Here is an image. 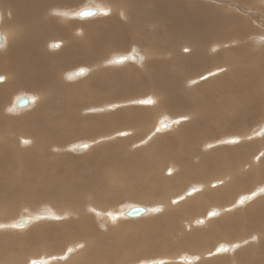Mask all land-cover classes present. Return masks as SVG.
I'll return each instance as SVG.
<instances>
[{
    "label": "bare ground",
    "instance_id": "6f19581e",
    "mask_svg": "<svg viewBox=\"0 0 264 264\" xmlns=\"http://www.w3.org/2000/svg\"><path fill=\"white\" fill-rule=\"evenodd\" d=\"M69 1L71 0H20V5H16L14 0H0V9L6 10L7 7L9 13H11V23H20L19 30H22L25 34L22 38L13 39L11 33L0 24L2 37L0 48L9 38V35L12 38L6 49H0V77H3L0 84V107L3 111L0 113V151L8 148L20 151L19 147L22 144L30 142H32V147H38L36 142L40 140L41 136H47L45 143L43 145L40 143L42 150L44 148L43 152L55 151L56 153L52 155L66 150L68 146H62L59 143L63 144L66 140L73 139V136L78 139L84 136L93 137L92 143L82 142L76 146L77 150H86L90 148L91 144H98L101 140L114 139V137L119 139L121 135L127 136V138L119 139L113 146L111 145L114 141L110 143V146L107 144H105L107 146L98 145L99 148L95 154L89 153L82 156L83 159L89 156H103L106 151L111 149L113 151L111 154L113 161L110 173L107 175L83 174L67 189L57 187L50 177L38 174L32 166H16L12 160L2 163V157H0V230L9 227L12 222V216L10 215L18 208V205L13 204L11 200L4 202L3 186L19 184V179L24 174L25 183L36 178L46 181L42 189L45 196H35L31 203L50 200L59 210L58 214H60L55 215L51 206L45 205L43 215L49 214L52 217L58 216L64 219L67 217L66 209L68 208L66 207L71 206L72 217L69 220L54 222L41 227L37 226L34 229V235L30 233L27 237H23L26 238L24 240L26 243L36 242L37 247L35 250L33 249V252H47L49 248L44 242L49 237H53L55 243L52 245L56 248L60 244L59 242L56 243L58 237L60 235L65 236L68 240L67 243L72 245L71 250H77L76 255L69 261L66 259L67 263H62L68 252L63 255L61 253L66 252V249L65 251L61 249L57 252H51V255L49 254L50 258H55L52 256H55V254L59 258L51 260V263L54 261L55 264H137L140 260H143L140 263L142 264L147 258L159 255L161 256L160 259H148L143 264H180L182 259L188 264L195 262H198L195 264H264V199L254 201L256 198L255 193L242 195L238 202L239 204L245 203L244 208L235 209L234 212H231V210L238 205V202L234 205V202L229 200L235 188L241 186L240 188L245 189V187L251 186L247 184H252L255 176L260 181H264V137L256 143L254 141L251 144L244 142L241 145L224 146L221 147L222 149H219L220 147L211 149L212 146L218 143L208 144L210 142L208 140L212 137L216 140L221 136L220 134L223 133H220L221 129L229 132L227 134L229 136L238 131H244L240 137H233L232 139H229L231 138L229 137L227 140L230 144L248 140L249 137L253 136V131L248 130L250 124L254 123L253 114H246L243 111L249 107L252 112L255 107L254 104L259 102L264 107V101L261 102L260 97L257 101L259 88H246L245 62L241 60L242 55L244 56L247 53L244 52L247 43L243 42L245 38L239 34L238 27H242L243 34L250 33L251 28L246 22L240 20L241 18L237 19V25H235L236 15L232 14V11H225L222 6L209 8L206 2H196L191 5L189 0H110L114 12L115 9L116 12L120 10L121 16L126 14L130 19L125 22L126 25L124 23L122 27L117 20L118 18L110 17V14H107L108 17H98L100 19L83 22L82 25L72 27L71 17L73 12L61 14L52 7L55 3H61L67 8ZM88 1L94 2L93 0ZM227 1L234 3L237 8L238 3L242 4L238 0ZM257 1L264 3V0ZM101 6L85 7L96 10V14L93 16L80 17L78 13L83 8L77 11L74 16L78 17L79 20H83L91 19L100 14L102 16L103 12H111V7L102 8ZM50 7L53 8L51 11L49 10ZM228 7L226 6V8ZM45 11L49 14L59 13L64 16L65 21L64 19L55 20V18L47 20L49 14L44 16ZM115 15L117 16V13ZM248 16L254 18L258 29H264V22L259 18L257 19V13L248 12ZM114 22L118 23L119 35L111 32ZM146 22H151L153 25L150 27ZM99 25L100 27H98ZM129 25L132 26L129 27ZM127 28L141 30V33L133 35V38H139L144 44L145 63L143 66L141 65L144 70L143 73L149 75L152 68L163 70L165 67L173 68L174 72H170V69L164 73L151 72V79L149 78V80L145 79L143 73L137 72L134 78L140 80L139 85L137 82L131 83L132 80H135L132 79L133 75L129 69L123 70L126 76L123 75L124 77L122 76L121 79L119 71H116L118 74L105 71H99L100 73H98L96 67L98 69L102 66L100 63L103 59L102 54L105 51L104 48L96 50L98 43L101 42V38L98 37L110 32L111 37L108 39L106 46L114 44L115 47H121L129 40V36L126 35ZM74 29H76L77 35L71 36ZM157 30L160 31L156 32ZM55 39H60V41H55L52 46L56 49L59 48L56 45L60 47L62 45L63 48L47 53L43 46H47ZM90 39H93L91 44L93 49L85 51L86 44ZM135 39H133V42ZM78 45L81 46L78 47ZM263 46L262 48H264ZM227 47L234 49L224 50ZM239 50L242 51L238 52ZM130 52L115 56L111 59V63L123 65L136 61L137 49L133 48ZM248 53L250 54V51ZM119 56H126L127 58L125 61L115 62V59ZM82 57H85V59L90 57L94 60L95 63H91L90 69L94 72L92 77H94L98 87L112 88V91L106 93L104 91L100 93L90 92L87 89L93 87L88 86V81L85 83L86 86L79 84L77 92L72 90L74 99L71 100V106H67L65 110L58 112L56 110L58 100L60 97L67 95L69 88H71V84L64 83L67 78L65 70L71 67L72 61H78ZM46 60H49V62L47 63ZM206 60H215L221 64L214 69L217 70V73L222 68L224 74H229L230 77L235 78L231 88H229L230 90L224 91V88H220L223 77L213 75L215 71L210 70L209 72H213L199 75L198 80H196V82L207 80V83L190 85L191 87L187 89L191 91L186 94L188 90L185 88L188 83L184 81L185 76L193 71L195 73L192 77L196 76L195 70H199ZM249 61L247 58L246 62L249 63ZM6 62L7 65H5ZM177 62L180 63L178 71L175 67ZM75 73L84 75L88 73V70L87 68H81L76 70ZM112 76L117 80L118 89L111 84ZM117 77L119 78L117 79ZM261 78H264V76ZM106 82L107 84H104ZM127 83L129 86H127ZM113 84H116V81H113ZM22 86H26L34 96H26L30 102L24 107L16 105V101L22 96L17 97L14 101L15 110H26L31 105L34 107L19 117H9L10 115L7 116L4 111L9 110L7 106L12 100L8 103L5 102L11 98L8 97L9 93L15 89H22L20 88ZM142 87H150L149 95H152V97L147 98V95L146 98L138 100V103L143 106L141 109L129 107V103H132L129 99L131 93L126 94V101L110 104L117 93H120V88L126 90L134 88L138 93L145 91ZM79 88H87L86 90L82 89L86 95L85 98L80 97L82 91ZM209 90L224 92L211 95L207 94ZM259 96L264 97L261 93H259ZM7 97L9 99L6 101ZM97 99H100V103L95 101ZM147 100H152L154 103H144ZM106 103L107 106H103ZM261 104H257L256 108ZM150 105L152 108L160 109L158 110L160 114L157 117L170 111L169 115L178 117L181 115L180 113H184L187 118L183 120L184 123L180 126L178 132L173 133L170 137L162 138L163 135H160V133L163 131L160 130L168 131L172 128L174 121L161 118L154 126V128L156 127L155 131H152L149 128L151 113L153 112L149 107ZM118 108L120 109L117 110ZM92 112L100 115H90ZM183 116L185 117V115ZM66 118L71 126L68 131H62L61 124ZM109 120H113L115 123L111 124ZM162 122L167 123V127L164 129L160 128ZM98 123L104 129L94 130V125ZM124 123L131 124V129H121L118 132L115 131L116 133L111 131L114 126H122ZM16 125L17 128H15ZM5 128L8 130L6 131ZM32 129L35 130L34 133H32ZM262 129L264 130V125ZM156 134L159 135L156 136ZM218 140H222V138ZM25 141H28V143H25ZM136 141L137 143H134ZM138 142L139 145L150 142L148 149L138 152L131 151V144L133 143V146H135L138 145ZM21 158H24V153L21 154ZM146 158H149V160ZM24 161L27 162V159ZM166 162L169 165L164 167ZM167 168H170V170ZM174 168L176 169V174L173 175L174 178L166 180L160 177L164 169L171 172ZM18 170V173H14ZM192 175L200 176L196 181H201L202 184L187 189L179 198L173 199V202L172 199H170V202L167 201L166 204H169V207L167 206L164 215L149 220L128 222L125 225L123 223V227L110 229V232L92 228L94 214L98 215L99 218H103V225L106 226L107 221L117 222L122 216H126L130 220L141 219V217L149 214L150 211L153 212L159 209V207L149 205L148 207L142 204L129 206L122 210V213L109 211L124 201L123 199L137 202L153 200L157 204L164 203L170 193L179 189L182 191L186 184L194 179ZM215 180L220 181L214 182ZM212 184H215V188L211 187ZM52 186L56 187V190H52ZM243 197L247 198L241 202ZM22 199L29 202L31 197L24 195ZM252 200L254 202L247 206L248 202ZM181 201L183 202L180 203ZM103 202L113 203V205L106 206ZM225 204H227L225 215L220 219L211 221V217L217 216L218 211L210 212L209 210L199 220V223L200 221H206L207 231L204 229L199 230L197 227L192 229L195 226L194 221H192V215L195 212L199 213L206 205H209V209L213 207L222 209ZM27 205L29 204L24 205V209L27 208ZM138 206L147 208L146 213L135 218L127 216L126 212L130 208ZM12 208L14 211L10 213L9 211ZM26 212L30 213L29 210H26ZM212 213H215V215H212ZM39 217L41 215L27 216L21 219L28 220L23 226H20V220L13 221L12 227L26 229L29 225H33ZM138 229L154 232L150 236L147 233L142 232L144 233L142 234L139 232L131 239H129L130 236L125 234ZM5 236V234H0V264H19L24 261L23 259H20V261V257L15 254L18 251H16L15 242L5 244L6 239L3 238ZM226 239H229L227 240L228 243L220 244L215 248V251L213 245ZM12 241L15 240L12 239ZM42 244L43 247L41 248ZM244 244L247 245L235 253L232 256L233 258H226L229 252ZM60 246L62 248L63 245L60 244ZM184 248L192 253H198L199 257H182L181 249ZM216 254H221L222 257L217 260L210 259L212 255ZM35 262L43 264L42 260Z\"/></svg>",
    "mask_w": 264,
    "mask_h": 264
},
{
    "label": "rangeland",
    "instance_id": "374dc122",
    "mask_svg": "<svg viewBox=\"0 0 264 264\" xmlns=\"http://www.w3.org/2000/svg\"><path fill=\"white\" fill-rule=\"evenodd\" d=\"M10 1H12V0H10ZM58 1H61V0H58ZM87 1L88 0H71V1L68 2L69 3L68 7L70 9L68 7L66 8L61 3H55L52 7H54L55 10L60 12L61 14L73 12V14H72L73 16L71 17L72 27L73 26L77 27L79 25H82L83 22L86 23V22H90V21H93V20H96V19H100L98 17H108L109 14H110L109 15L110 17L113 16L116 19L118 18L117 20H118V22L120 23V25L122 27L124 26V23L126 21L130 20L127 17L126 14H124V15L122 14V16H121V14L119 12L120 10H118L116 12V9H115V12H114L113 8L111 7L112 3H110L111 2L110 0H93L94 2H90V1L87 2ZM189 1H190L191 5H193V3H196V2L197 3H202V2L205 3L206 2V3H208L207 7H209V8H212L213 6H216V7L217 6H220V7L222 6V8L224 7L223 9H225V11H228V10L230 12L232 11L231 13L236 15L235 16V25H237L236 24L237 19L241 18L240 20L246 22L248 24V26L252 29V30L251 29L249 30L250 33L243 34L242 33V30H243L242 27H238L239 34H241V36L245 38L243 42L248 44V45L246 44V46L244 48L245 49L244 52L246 51L247 53L246 52L245 53L247 55L242 52L245 55L244 56L242 55L241 60H243L245 62L244 63L245 64L244 65V70H245L244 72H245V74L247 76V87L246 88H259L258 89L259 91H258V94H257V101H258L259 97L261 98V102L264 101V97L262 98L261 96H259V93H261V95H264L263 94L264 93V91H263L264 90V78H261V77L264 76V56H263L264 55V48H262V46L264 45L263 44L264 43V41H263L264 40V35H262V34H264V29H261V28L258 29L256 24H255L254 18L248 16V12L249 13H257L258 14L257 19L259 18V20L264 22V15H263L264 14V7H263L264 3L263 2L259 3V1H257V0H238V1L242 2V4H240V3L237 4L236 3L237 6H238V8H237V7H235L234 3L230 2V1H227V0H189ZM14 2H15L16 5H20V0H14ZM91 6H101L102 8L111 7V12L110 13L109 12L108 13H104L103 12L102 16L100 14L99 16H95V17H93L91 19L89 18V19H83V20H79L78 17L74 16V14L77 11H79L80 9L85 8V7H91ZM226 6L227 7L228 6L229 7L232 6V7L226 8ZM240 6H243V7H240ZM52 7H50V9H49L50 11L53 9ZM261 10H262V12H261ZM115 13H117L118 17L115 15ZM48 14L49 13L47 11L44 12V16H46ZM52 14H49L46 19L47 20L53 19V18H55V20L56 19H59V20L64 19V16H61L59 13H57V14L54 13L53 15ZM259 14H261V15H259ZM50 15L53 16V17H51ZM105 15H107V16H105ZM119 15H120V17H119ZM56 16H58V17H56ZM10 17H11V13H9V10L7 9V7H6V10L0 9V24H2V26H4V28H6L9 33H11L10 35L12 36V38L13 39H18V38H22L23 36H25L24 32L22 30L21 31L19 30V28H20L19 24L20 23L12 24L11 21H10ZM121 18H124V19L121 20ZM64 21H65V19H64ZM73 23H74V25H73ZM146 23L149 24L150 27H151V25H153V24H151V22H146ZM125 25H126V23H125ZM131 26L132 25H129V27H131ZM98 27H100V25ZM17 28H18V30H17ZM255 29H257V30H255ZM158 31H160V30H157L156 32H158ZM251 31H252V33H251ZM111 32H115L116 34L118 33L117 35H119L120 30L118 29V23L117 22H114L112 24ZM261 32H263V33H261ZM140 33H141V30L138 29V28H127L126 35L129 36L128 37L129 40H128V42L124 43L121 47H115V46H113L114 44L111 45V46H110V44H109V46L108 45L106 46V44L108 42V39L111 37L110 32H106V35H104V36L101 35L100 37H98V38H101V42L98 43L96 50L104 48L105 51L102 54L103 55V57H102L103 59H102V61L100 63V64H102V66L101 67L98 66L99 67L98 69L96 67V71L98 73H100L99 71H105V72H111V73H114V72L117 73L116 71H119V73H121L120 74L121 76H119L120 79L122 78L123 75L126 76V74L123 72V70H125V69L131 70V73L133 75L132 79L135 77L137 72L143 73L144 70H143V68H141V65L143 66L144 63H145V59H144V54H145L144 44H143V42L141 40H139V38H137V37H136V39L133 38V35H138ZM10 35H9V38H7L6 42L3 44V46L0 48L1 50L6 49L8 47V45L10 43V40L12 39ZM76 35H77L76 29L72 30L71 36H76ZM252 38H253V40H252ZM133 39H135L134 42H133ZM92 40L93 39H90L88 41V44H86L85 51H88V49H93V46L91 45L92 44ZM55 41H60V39H55V40L51 41L47 46H43V48L45 49V51L47 53H52L53 51H56L59 48H63V46L61 45V47L59 46V48L55 49L52 46ZM255 42H256V44H255ZM257 42H258V44H257ZM80 46L81 45H78V47H80ZM133 48L137 49L136 57H135L136 61H134V62L131 61V62L123 64V65H114V64L111 63V59L112 58H114L117 55L131 53L130 51ZM229 49H234V48L227 47L224 50H229ZM240 51H242V50H239L238 52H240ZM249 51H250V54L248 53ZM2 53H4V52H2ZM137 53H138V55H137ZM249 57H250V59H249ZM86 58H88V59H85V57H82L81 59L79 58L78 61L77 60L76 61H72L71 64H70L71 67L67 68L65 70L66 73H67V75H66L67 78H66V81H64V83L65 84H71V88H69V92H68L67 95L60 97V99L58 100V103L56 105L57 108H58V109L56 108V110H58V112L65 110V108L67 106H71V100L74 99L72 90L77 92V86L79 84L82 85V86H86L87 84H85V83L88 81L89 82L88 86L93 87V88H88V89L87 88H79L80 91H82V89L83 90L87 89L90 92H98V93H100L102 91H104L105 93L108 92V91H112L111 90L112 88H100V87H98L97 82L94 80V77H92L94 72L90 69V65H91V63L94 62V60L90 59V57H86ZM247 58H248V61L251 60V61H249V63L246 62ZM46 61H47V63L49 62V60H46ZM84 63H86L87 65L84 64ZM5 65H7V62L5 63ZM96 65H98V64H96ZM179 65H180L179 62H177L175 64V67H176L177 71H178V68L180 67ZM220 65L221 64L217 63L215 60H213V61L212 60H206L204 62V65L202 67H200L199 70H195L196 73H197L196 76L192 77L193 74L195 73L194 71L188 73L185 76L186 78L184 79V81H187V83H188V84H186V88L185 89L190 88L191 87L190 85H194L195 86V85H200V84H203V83H207L206 82L207 80H204V81L201 80L199 82H196V80H198L199 75L207 74V72L208 73H212L213 71L212 72H209V71L210 70H214L216 67H218ZM81 68H87L88 73L84 74V75H82V74L77 75L75 73V71L78 70V69H81ZM168 69H170V72H174V69L170 68V67H165L163 70H159L157 68H152V70L149 71L150 72L149 73L150 77H148L149 76L148 73H143V76L145 77V79L149 80V78L151 79V72L152 73H157V72L164 73V72H168ZM214 71H215V74H213V75H215V76L219 75V77H221V78L223 77L221 82H220V88H224L225 89L224 91L230 90L229 88H231V85H232V83H233L235 78L230 77L229 74H224L225 72H224V69H222V68H220V71L218 73H217V70H214ZM82 76H85V77H82ZM187 76H189V77H187ZM119 77H117V79ZM111 80H112L111 84L115 88H117L118 84H117L116 78H114L112 76ZM134 80L135 81L132 80L131 83L134 84V83L137 82V84L139 85L140 80H136V78H134ZM113 81H116V84H113ZM0 84H1V80H0ZM104 84H107V82L104 83ZM127 86H129L128 83H127ZM150 87H147V88L146 87H142V88H144L145 91L138 92V93H137V90L134 89V88H129V90H126L125 88H120V93H117L116 97L112 100V102L110 104L126 101L127 100L126 99V94L127 93H131L132 95L129 96V99L132 101V103H129L130 104L129 107L136 108V109H141L143 106H141L138 103V100H140L142 98H146L147 95H148L147 98L152 97V95H149L150 94L149 92L151 91ZM20 88H22V89H15L11 93H9L8 97L9 98L11 97V98L9 99L7 97L6 101L8 99L9 100L7 102H5V103H8V102H10L12 100L13 104H12V101H11V103H9L10 105L8 104L7 109H15L14 108V101L19 96H31V97L34 96L33 93L31 91H29L26 86H22ZM138 88H139V86H138ZM235 88H238V87H235ZM187 90L188 91L186 92V94H188L191 91L189 89H187ZM224 91L215 90V92H213L212 90H209L207 94L217 95V92H224ZM154 92H156V91L154 90ZM70 93H72V94H70ZM85 96L86 95L82 91L81 94H80V97L85 98ZM75 99H76V97H75ZM69 100H70V102H69ZM95 101L100 103V99H97ZM257 104H261V103L260 102L259 103H255L254 104L255 107L253 108L252 112H251V109H249V107L246 108L245 111H243V113H246V114L247 113L248 114H253V122L254 123H251L250 126L248 127L249 131H253V136L249 137L248 140H241L239 143L230 144L228 142V140H227L229 137H231L229 139H232L233 137H240V135L242 133H244V131H238L237 133H234V134L229 136V135H227L229 132H226L225 130L221 129L220 133L221 132H223V133L220 134L221 136H219L218 139L222 138V140L216 139L217 140L216 141L215 139H213V137L210 140H208V141H210V142H208V144H211V143L212 144H216V143H218V144L212 146L211 149L212 148L215 149L214 147H216V149L219 148V147H220L219 149H222L221 147H224V146L241 145L244 142H247L248 144H251V143H254V142L256 143V142L260 141V139L264 137V130L262 129V127L264 125V107H263V104H261L258 108H256ZM249 105L250 104L248 103V106ZM103 106H107V103L104 104ZM33 107L34 106L31 105V106L28 107L29 109L25 108L26 110H15L14 112H10L9 110L8 111L5 110L4 112H5V114H7V116L10 115L9 117L15 118V117H19L20 115H23L24 113L32 110ZM149 107H151V105ZM119 109L120 108H118L117 110H119ZM150 109H152L153 112L155 111L154 113L153 112L151 113V120H150V123H149V126H150L149 128L152 129V131H155L156 127L154 128V126L157 124V122L161 118L162 119L167 118L169 120H173L174 121V124L172 125V129L171 130L170 129L168 131L160 130V131H163L162 133H160V135H163L162 138L170 137L173 133L178 132L180 126L184 123L183 120H186L185 119L186 114H184V113H180L181 115H179L177 117V116L169 115L170 111H168L165 115L157 117V115L160 114V112L158 111L160 109L157 110L156 107H153V108L151 107ZM1 112H3V111H2V108L0 107V113ZM12 115H14V116H12ZM90 115L98 116L100 114L92 112V113H90ZM183 115H185V117ZM178 118H181L182 120L178 119ZM109 121L111 122V124L115 123L113 120H109ZM17 125L15 126V128H17ZM61 125H62L61 126V130L62 131H68L69 127L71 126L70 124H68L67 118L64 119V122ZM101 129H104V128H103V126L100 123L94 125V130L100 131ZM121 129L122 130L123 129H131V124L124 123V125H122V126L121 125L114 126L111 129V131H114L113 133H116V132H118ZM5 130H6V128H5ZM34 132H35V130L32 129V133H34ZM152 133H155V132H152ZM16 135H18V134H16ZM141 135H143V134H141ZM158 135L159 134H156V136H158ZM94 136L96 137L97 135H94ZM46 138H47V136L46 137H42L41 136L40 140L38 142H36V144L38 145L39 148L38 147H32L31 146L32 142H30L28 144H22V146H20V147L18 146L21 149L20 150L21 152L18 151V149L13 150L12 148H8L6 150L0 151V157H2V163H6L9 160H12L16 164V166H24V167L25 166L26 167L32 166L34 168V170L38 174H42L44 176L50 177L52 179V182L55 183L57 187H59V188L62 187V188H66L67 189L71 185H73L72 183L75 182L83 174L89 173V174H97V175H107L108 173H110V171L112 169L111 168V164H112V161H113V159L111 157V154H112L113 151L111 149L106 151V153L103 156H89V157L84 158V159L82 158V156L85 155V154H89V153H92V155L95 154L98 151V148H99L98 145H101V146H107L108 145V146H110V143L114 141L113 144L111 145V146H113V145H115L117 143V141L119 139H125V138H127V136L121 135V136H119V139H118V137H114V139L110 138V139H107V140H101V142L98 143V144H94V145L91 144L90 148H88L86 150H77L76 146L79 145L82 142H91L93 137L92 136H90V137L84 136V137H81L80 139H78V138H75L73 136V139L70 138V139L66 140V142L68 144L66 142L63 143V144L59 143L62 146H68V147H67L66 150H64L61 153H58L56 155H52V154L56 153L55 151H49L48 153L43 152L44 148L42 150L41 144L43 145L45 143ZM139 142H138V145H135V146H133V143H132L131 144L132 147L130 146V150L138 152V151H143L145 149H148L147 147L149 146L150 142H147L145 144H140V145H139ZM221 142H223V143H221ZM134 143H137V141L134 142ZM105 144H107V145H105ZM96 146H98V147H96ZM29 147H32V148H29ZM26 149H28V150H26ZM209 149H210V147H209ZM8 150H11V151H8ZM22 153H24V158L23 159L21 158V154ZM254 153H256V151H254ZM50 158H52L54 160H51ZM26 159H27V162L24 161ZM146 159L149 160V158H146ZM97 162H98V164L96 165ZM167 165H169V164L166 162L164 167L167 166ZM167 169L170 170V168H167ZM168 170L164 169L163 170L164 172H162L161 174L160 173H158V174H160L161 178H164L166 180L174 178L173 175L176 174V172H175L176 169L174 168L171 172L168 171ZM173 171H174V173H173ZM18 172H19V170L18 171H14V173H18ZM179 174H181V173H179ZM185 174H188V173H185ZM192 176H193L194 179L190 180L189 183L186 184L185 188L182 189V191H181V189H179L176 192L170 193L168 195V197L166 198V202H164V203L157 204L153 200H149L148 202H143V201L137 202V201H129V200L123 199L124 201L119 203L118 206H116L115 208H113L109 212L122 213L121 211L124 210L125 208H128L129 206L142 205V204H144L145 206L149 205L151 207H153V206L159 207L158 211H156L157 209L155 211H153V212L150 211L149 214H147V215L141 217V219H137V220H130L126 216H124V217L122 216V218L119 219V221H117L118 223L117 222H108L107 221V226L103 225L104 224L102 222V220H104L103 218H99L98 215L93 213L95 218L92 220V228L95 229V230L99 229L101 231L103 230L104 232H106V231H109L110 229H113V228L123 227V223L125 225L128 222L129 223H133V222H136V221L149 220V219L157 218V217H160L161 215H164V213H165V211L167 209V206L169 207V204H166L167 201L170 202V199H172V202H173V199L179 198L182 195V193L185 192L187 189L193 188V186L196 187V185L199 186L200 184H202L201 181H196L197 178L200 177V176H197V177L195 175H192ZM217 181H220V180H217ZM217 181L215 180L214 182H217ZM45 182L46 181H44V180L36 178V179H33V180L30 179V182L25 183V175L22 174V177L19 179V184H16V185L9 184V185H4L3 186L2 194H3L4 202H7L8 200H11L13 202V204H17L18 205L17 206L18 208H17V210H15V212H13L14 211L13 208L9 211L10 213L13 212L10 215V216H12L11 217L12 222L13 221L17 222L18 220L24 219L27 216H40L41 215V217H39L35 221L37 223L34 222L33 225L31 224L32 226L29 225L26 229H15L14 227H12V222H11L9 227H4L3 229L0 230V234H3V235L5 234L6 235L5 237H3L4 240L6 239L5 240V244H7V243L10 244L12 242L16 243L15 248H16V251L18 250L19 252L17 251V253H15V254L20 257L19 260L20 259L24 260V261L21 262L22 264L23 263L26 264L27 262H28L27 264H30L31 262L33 263V261H37V260H42L43 264H55L54 261H53V263H51V260L57 259L58 257L55 254V256L52 255L55 258H50L51 257L50 253L51 252H57V251H59L61 249H63L64 251L66 249V252L61 253V255L66 254L68 252L66 254V258L64 260H62L63 261L62 263H67L66 259H67V261L71 260V258L74 255H76L75 253H77V250L76 251L75 250H71L72 245L71 244L69 245V243H67V241H68L67 238L65 236H62V235H60L58 237V239H57L58 241H56V243L59 242L65 248L63 246L61 248V246L59 244V245H57V247H56L57 249H56L55 246L52 245V244L55 243V242H53L54 241L53 237H49L44 242V243H46L47 247L49 248V249H47L48 253L47 252H42V251L33 252V249L35 250V248L37 247L36 242L26 243L24 241L26 238L24 239L23 237H27L30 233L34 235L35 227H37V226L41 227V226H44V225H47V224L50 225V224H52L54 222L67 221V220H69L72 217L71 212H70L71 211V206H67L66 207V208H68V209H66L67 210V217L63 219V218L58 217V216L57 217H52L49 214H47L46 216L43 215L44 214L43 213V208H45V205L51 206V209H52V211L54 212L55 215H60V214H58L59 210L53 205V202H51L50 200L37 201V202H32L31 203L32 199H34L35 196H37V197H44L45 196V193L42 191ZM141 184H148V183H141ZM247 185H251V186H247V187H245V189L243 187L240 188L241 186H239L238 188H235L234 190H236V189L237 190L236 191L233 190L232 194L229 197L230 202L233 201L234 205H236L235 203L238 202V199L242 195L250 194V193H255L256 198H255L254 201L262 199V198L264 199V181H260V179L256 178V176H255V178L253 179L252 184L248 183ZM52 187H53L52 190H54L56 188L54 186H52ZM211 187L215 188V184H212ZM24 195L31 197L29 202H25L22 199V196H24ZM254 201L252 200V201L248 202L247 206L251 205ZM182 202L183 201H181L180 203H182ZM25 204H29V205H27V208L25 207V209H24V205ZM103 204L106 205V206H112L113 205V203H109V202H103ZM174 204H176V203H174ZM244 204H239V202H238V205L236 207H234L231 210V212H234L235 209L244 208ZM28 206H30V207H28ZM226 206H227V204L223 205L222 209L219 208V207L218 208L217 207H213L212 209H209L208 208L209 205H206V206H204L202 208V210L199 213L195 212L192 215V218H193L192 221H194L193 224L195 225V226H193L192 229H194V227H197V229H199V230L204 229V230L207 231L208 230V226H207V224H205L206 221L205 222H201L200 221V223H199V220L202 219L205 216V214L208 213L209 210H210V212L218 211L217 212L218 213L217 216L211 217V221L215 220V219H220L223 215H225ZM33 209H35V210L32 211ZM26 210H29L30 213H27ZM219 211H220V214H219ZM113 220H115V219H113ZM203 223H204V225H203ZM263 225H264V222H263ZM17 230H22V231H17ZM138 230L137 231H132L130 233H125V234L130 236L129 239H131V238H134L135 234L139 233V232L140 233L144 232L145 234L147 233L148 236L152 235L153 232H154V231H151V230H147V231H144V230L143 231H140V230L138 231ZM144 233H142V234H144ZM160 234H161V232H160ZM13 237H15V238H13ZM12 239L15 240V241H12ZM256 239H257V237H256ZM227 240H229V239L217 242L215 245H213L214 249L216 247H218L220 244H227L228 243ZM140 243L142 244V242H140ZM65 244H66V246H65ZM246 245L247 244H244L242 246H239V247L235 248L232 252H229L228 255H226L227 256L226 258L227 259L233 258L232 256L235 255V253L240 251ZM42 247H43V244H42L41 248ZM186 251H187V249H185V248L181 249L182 257L183 256H189V257L190 256H192V257L198 256L199 257L198 253H192L191 251H187V252ZM215 251H216V249H215ZM69 253H72L73 255L72 254L70 255ZM160 257L161 256H159V255L158 256H152L151 258H147L144 262H146L148 259L149 260H151V259L152 260H158V259H160ZM221 257H222L221 254H216V255H212L210 259L217 260V259H219ZM141 261H143V260H140L137 264H140ZM180 262H181L180 264H184L185 263L183 261V259ZM0 263H1V258H0ZM21 263H19V264H21ZM195 263H198V262H195ZM195 263H193V264H195ZM56 264H58V263H56ZM185 264H187V263H185Z\"/></svg>",
    "mask_w": 264,
    "mask_h": 264
},
{
    "label": "water",
    "instance_id": "95a60500",
    "mask_svg": "<svg viewBox=\"0 0 264 264\" xmlns=\"http://www.w3.org/2000/svg\"><path fill=\"white\" fill-rule=\"evenodd\" d=\"M79 16L80 17H87V16H93L96 14V10L93 8H83L82 10L79 11ZM2 42V37H1V33H0V43ZM126 56H119L115 59V62H122L126 60ZM30 100L28 97L26 96H22L20 97L17 101H16V105L18 107H24L27 106L29 104ZM167 127V123L166 122H162L160 124V128L164 129ZM247 197H243L241 200H245ZM147 211V208L143 207V206H138V207H132L130 208L126 214L127 216L131 217V218H135V217H140L143 214H145ZM28 222L27 219L25 220H20L19 224L20 226L25 225ZM36 264H39V262H37Z\"/></svg>",
    "mask_w": 264,
    "mask_h": 264
},
{
    "label": "snow or ice",
    "instance_id": "6c2138e0",
    "mask_svg": "<svg viewBox=\"0 0 264 264\" xmlns=\"http://www.w3.org/2000/svg\"><path fill=\"white\" fill-rule=\"evenodd\" d=\"M56 47H59V45H56ZM186 51H188V49H186ZM3 79V77H0V80H2ZM144 103H148V104H151V103H154V101H152V100H147V101H144ZM187 117H185V119H186ZM25 143H28V141H25ZM241 202H243V201H241ZM156 211H158V209L156 210ZM212 215H215V213H212ZM222 250V249H221ZM33 264H36V262L35 261H33Z\"/></svg>",
    "mask_w": 264,
    "mask_h": 264
},
{
    "label": "clouds",
    "instance_id": "9594fccd",
    "mask_svg": "<svg viewBox=\"0 0 264 264\" xmlns=\"http://www.w3.org/2000/svg\"><path fill=\"white\" fill-rule=\"evenodd\" d=\"M9 111H10V112H14V111H15V109H9ZM254 239H255V238H254Z\"/></svg>",
    "mask_w": 264,
    "mask_h": 264
},
{
    "label": "crops",
    "instance_id": "0c3cea01",
    "mask_svg": "<svg viewBox=\"0 0 264 264\" xmlns=\"http://www.w3.org/2000/svg\"><path fill=\"white\" fill-rule=\"evenodd\" d=\"M172 128H170V130H171ZM167 133V132H166Z\"/></svg>",
    "mask_w": 264,
    "mask_h": 264
},
{
    "label": "flooded vegetation",
    "instance_id": "af4514ba",
    "mask_svg": "<svg viewBox=\"0 0 264 264\" xmlns=\"http://www.w3.org/2000/svg\"><path fill=\"white\" fill-rule=\"evenodd\" d=\"M186 263V262H185ZM188 264V263H187Z\"/></svg>",
    "mask_w": 264,
    "mask_h": 264
}]
</instances>
